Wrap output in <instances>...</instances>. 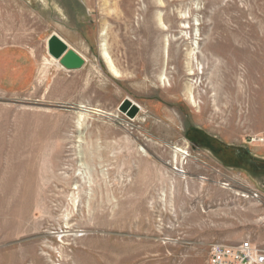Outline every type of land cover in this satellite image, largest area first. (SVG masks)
Here are the masks:
<instances>
[{"label":"rangeland","instance_id":"1","mask_svg":"<svg viewBox=\"0 0 264 264\" xmlns=\"http://www.w3.org/2000/svg\"><path fill=\"white\" fill-rule=\"evenodd\" d=\"M53 34L82 67L49 54ZM1 47L36 72L0 90V264H208L213 242L264 245V0H0Z\"/></svg>","mask_w":264,"mask_h":264},{"label":"built area","instance_id":"2","mask_svg":"<svg viewBox=\"0 0 264 264\" xmlns=\"http://www.w3.org/2000/svg\"><path fill=\"white\" fill-rule=\"evenodd\" d=\"M252 198L260 199L259 191L251 192ZM264 223V217L262 218ZM208 264H264V245L248 237L236 244L213 242L209 247Z\"/></svg>","mask_w":264,"mask_h":264},{"label":"crops","instance_id":"3","mask_svg":"<svg viewBox=\"0 0 264 264\" xmlns=\"http://www.w3.org/2000/svg\"><path fill=\"white\" fill-rule=\"evenodd\" d=\"M29 59L19 49L0 48V90L19 92L30 86L36 69L31 73Z\"/></svg>","mask_w":264,"mask_h":264},{"label":"water","instance_id":"4","mask_svg":"<svg viewBox=\"0 0 264 264\" xmlns=\"http://www.w3.org/2000/svg\"><path fill=\"white\" fill-rule=\"evenodd\" d=\"M48 52L66 69H78L85 64L84 58L75 50L71 49L69 45L56 34L51 35L48 39Z\"/></svg>","mask_w":264,"mask_h":264},{"label":"bare ground","instance_id":"5","mask_svg":"<svg viewBox=\"0 0 264 264\" xmlns=\"http://www.w3.org/2000/svg\"><path fill=\"white\" fill-rule=\"evenodd\" d=\"M159 17V16H158ZM162 17V16H161ZM161 17H159V20H160V24L161 25H163V30L164 31H166L167 30V28L164 26V23H163V19L161 18ZM217 26V25H216ZM218 28V27H217ZM101 35H103L102 36V41H101V53H102V56L105 58V61L107 62V64L108 65H106V66H109V68H110V70H112L114 73H116V74H119L118 73V71L116 70V68H115V65H114V63H113V59L111 58V55H110V53L108 52V49H107V44H106V38H105V36H104V30L102 31V34ZM228 37V36H227ZM166 42L167 41H169L168 39H166L165 40ZM213 47H215V45L213 46ZM211 48L210 49V59L212 60V62L214 63V66L215 67H218V63H217V61H218V59H219V57L221 56V52H219V50L216 48ZM159 48V47H158ZM195 48H198V43L197 42H195ZM157 50V49H156ZM168 50L166 49L165 50V53L167 54L168 53V58L170 59L171 57H172V54H171V52H170V50L167 52ZM157 52V51H156ZM164 53V54H165ZM192 53V52H191ZM195 53V52H194ZM200 53H201V51H200ZM165 54V55H166ZM191 55V54H190ZM199 55V54H198ZM198 55H197V57H198ZM196 57V58H197ZM159 58H162L161 57V55H157L154 59H153V65L155 66V65H160V63L162 62L161 61V59H159ZM55 59V58H54ZM172 59V58H171ZM170 59V61H172L173 59H174V57H173V59L171 60ZM169 61V62H170ZM175 60H173V62H174ZM163 63H164V61H163ZM198 65H199V60H198V63H197ZM177 69V68H176ZM196 73V72H195ZM194 73V74H195ZM198 73H200V72H198ZM203 73V72H202ZM121 76V75H120ZM216 91V90H215ZM218 93V92H217ZM215 94V93H214ZM214 97V96H213ZM215 100V99H214ZM98 111V110H97ZM247 116V115H246ZM180 152V151H179ZM185 174V173H184Z\"/></svg>","mask_w":264,"mask_h":264},{"label":"trees","instance_id":"6","mask_svg":"<svg viewBox=\"0 0 264 264\" xmlns=\"http://www.w3.org/2000/svg\"><path fill=\"white\" fill-rule=\"evenodd\" d=\"M241 154V153H240ZM241 159H243V160H245V159H247V160H250L251 162L252 161H256L254 158H252V156H249V154L248 153H246V152H244V153H242L241 154Z\"/></svg>","mask_w":264,"mask_h":264}]
</instances>
